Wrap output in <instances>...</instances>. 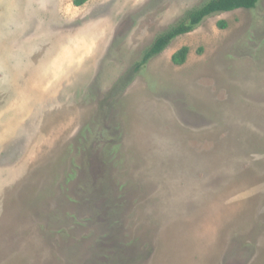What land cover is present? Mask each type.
Listing matches in <instances>:
<instances>
[{"label":"rangeland","instance_id":"rangeland-1","mask_svg":"<svg viewBox=\"0 0 264 264\" xmlns=\"http://www.w3.org/2000/svg\"><path fill=\"white\" fill-rule=\"evenodd\" d=\"M205 1L0 0V264H264V0L133 70Z\"/></svg>","mask_w":264,"mask_h":264},{"label":"trees","instance_id":"trees-1","mask_svg":"<svg viewBox=\"0 0 264 264\" xmlns=\"http://www.w3.org/2000/svg\"><path fill=\"white\" fill-rule=\"evenodd\" d=\"M86 0H74L77 5ZM259 0H206L203 4L190 10L184 19L162 32L153 40L151 45L143 52L141 59L135 63L133 70L136 71L152 57L159 54L175 37L191 31L206 17L220 12L230 11L238 8H253ZM220 27L225 26L223 20L218 21ZM188 47L183 45L171 55V61L180 65L185 61Z\"/></svg>","mask_w":264,"mask_h":264}]
</instances>
